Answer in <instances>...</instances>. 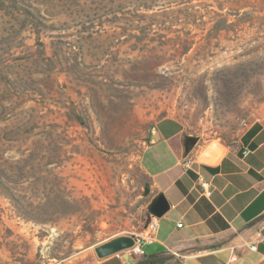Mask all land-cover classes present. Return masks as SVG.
Returning a JSON list of instances; mask_svg holds the SVG:
<instances>
[{
	"label": "rangeland",
	"instance_id": "1",
	"mask_svg": "<svg viewBox=\"0 0 264 264\" xmlns=\"http://www.w3.org/2000/svg\"><path fill=\"white\" fill-rule=\"evenodd\" d=\"M164 116L218 152L264 121V0H0V264L147 221Z\"/></svg>",
	"mask_w": 264,
	"mask_h": 264
},
{
	"label": "crops",
	"instance_id": "2",
	"mask_svg": "<svg viewBox=\"0 0 264 264\" xmlns=\"http://www.w3.org/2000/svg\"><path fill=\"white\" fill-rule=\"evenodd\" d=\"M189 135L181 118L164 116L139 156L150 201L162 193L170 203L144 254L99 256L97 246L126 234L113 231L85 247L75 242L64 255L44 254V264H264V121L252 122L223 152L197 143L186 153ZM135 224L143 231L146 218L140 214Z\"/></svg>",
	"mask_w": 264,
	"mask_h": 264
},
{
	"label": "water",
	"instance_id": "3",
	"mask_svg": "<svg viewBox=\"0 0 264 264\" xmlns=\"http://www.w3.org/2000/svg\"><path fill=\"white\" fill-rule=\"evenodd\" d=\"M151 140V139H150ZM198 141V136H187L185 149L189 153ZM170 209V203L164 194H159L155 199L151 200L148 204V215L161 217ZM134 244V237L128 234H122L115 238L108 240L96 247L99 256H106L109 254L117 253L121 250L129 249Z\"/></svg>",
	"mask_w": 264,
	"mask_h": 264
},
{
	"label": "built area",
	"instance_id": "4",
	"mask_svg": "<svg viewBox=\"0 0 264 264\" xmlns=\"http://www.w3.org/2000/svg\"><path fill=\"white\" fill-rule=\"evenodd\" d=\"M201 184L204 188H207V182L202 180ZM205 192L207 195L211 194L209 189H206ZM158 218L159 217L154 215H148L146 228L143 231H138L135 223L132 224L128 230H126V234L134 237V244L129 248L132 252L137 254L145 253L144 242L152 239V236L158 227Z\"/></svg>",
	"mask_w": 264,
	"mask_h": 264
}]
</instances>
